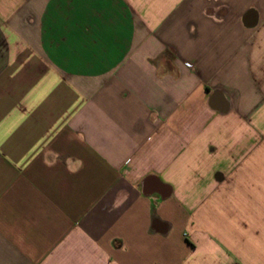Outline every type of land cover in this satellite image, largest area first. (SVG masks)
I'll list each match as a JSON object with an SVG mask.
<instances>
[{"label":"crops","instance_id":"crops-1","mask_svg":"<svg viewBox=\"0 0 264 264\" xmlns=\"http://www.w3.org/2000/svg\"><path fill=\"white\" fill-rule=\"evenodd\" d=\"M0 264H264V0H0Z\"/></svg>","mask_w":264,"mask_h":264}]
</instances>
